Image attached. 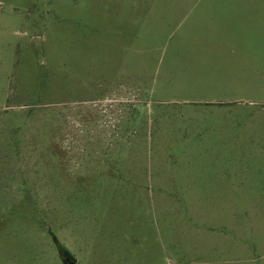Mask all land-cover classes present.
<instances>
[{"label":"rangeland","instance_id":"1","mask_svg":"<svg viewBox=\"0 0 264 264\" xmlns=\"http://www.w3.org/2000/svg\"><path fill=\"white\" fill-rule=\"evenodd\" d=\"M264 264V0H0V264Z\"/></svg>","mask_w":264,"mask_h":264},{"label":"trees","instance_id":"2","mask_svg":"<svg viewBox=\"0 0 264 264\" xmlns=\"http://www.w3.org/2000/svg\"><path fill=\"white\" fill-rule=\"evenodd\" d=\"M56 243L58 244L59 247V251H60V255L63 257L64 255L66 256H70L73 257L72 254L70 253V251L65 248L64 246H62L58 241H56Z\"/></svg>","mask_w":264,"mask_h":264},{"label":"water","instance_id":"3","mask_svg":"<svg viewBox=\"0 0 264 264\" xmlns=\"http://www.w3.org/2000/svg\"><path fill=\"white\" fill-rule=\"evenodd\" d=\"M63 258H64V260H65V261H64L65 264H76L75 261L72 260L73 257H70V256H64Z\"/></svg>","mask_w":264,"mask_h":264},{"label":"flooded vegetation","instance_id":"4","mask_svg":"<svg viewBox=\"0 0 264 264\" xmlns=\"http://www.w3.org/2000/svg\"><path fill=\"white\" fill-rule=\"evenodd\" d=\"M62 260H63V262L65 261L64 258H62ZM72 260H73V259H72ZM64 264H65V262H64Z\"/></svg>","mask_w":264,"mask_h":264},{"label":"built area","instance_id":"5","mask_svg":"<svg viewBox=\"0 0 264 264\" xmlns=\"http://www.w3.org/2000/svg\"><path fill=\"white\" fill-rule=\"evenodd\" d=\"M174 264H177V263H174Z\"/></svg>","mask_w":264,"mask_h":264}]
</instances>
